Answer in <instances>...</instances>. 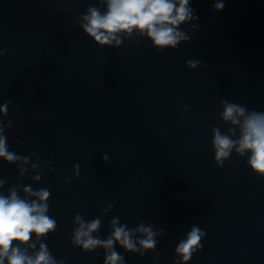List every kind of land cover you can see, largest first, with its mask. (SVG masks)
<instances>
[{
  "label": "water",
  "instance_id": "obj_1",
  "mask_svg": "<svg viewBox=\"0 0 264 264\" xmlns=\"http://www.w3.org/2000/svg\"><path fill=\"white\" fill-rule=\"evenodd\" d=\"M189 4L198 19L179 29L190 39L159 49L135 29L118 45L89 37L83 16L106 0H0V135L22 158L0 157V194L48 189L57 222L21 245L28 255L46 243L56 264H105L111 249L73 242L79 214L100 220L93 238L108 239L113 219L132 231L139 251L114 244L122 264H264V175L236 148L221 164L213 144V128L241 135L221 101L264 112V0ZM193 226L204 235L184 260Z\"/></svg>",
  "mask_w": 264,
  "mask_h": 264
},
{
  "label": "clouds",
  "instance_id": "obj_2",
  "mask_svg": "<svg viewBox=\"0 0 264 264\" xmlns=\"http://www.w3.org/2000/svg\"><path fill=\"white\" fill-rule=\"evenodd\" d=\"M106 3L107 10L104 13L95 7H89L88 14L83 16L86 23L81 25L84 32L101 46L111 45L113 41L118 45V33L131 34L135 29L141 35L146 34L155 47L175 49L180 41L190 39L179 26L192 19H198V16L193 14L194 9L189 0H106ZM224 8V0H214L216 12H222ZM186 63L190 68L201 65V61L192 59ZM221 104L224 108L223 120L232 125H239L241 135L238 140H233L228 135H222L219 128H213L217 160L222 164L223 158H228L233 148L241 155L250 152L248 164L255 172L264 175V112L249 111L244 106L227 100L221 101ZM7 108L8 104L5 103L0 107V112L7 114ZM229 132L234 134L235 129L230 128ZM0 157L8 162L22 159L14 152L8 151L6 137L3 135H0ZM103 159L106 161L107 155ZM74 168L78 169L79 165ZM2 183L0 181V186ZM24 192L35 196L36 199H23L17 195L14 188L8 196L0 194V264H4L5 259L8 264H56L46 243L40 244V250L35 255H28L27 248L21 247L27 245L35 248L34 243H28L32 234L39 239L54 231L57 226L56 220L46 214L49 190L42 188L33 191L29 186L24 188ZM76 222L80 227L75 230L73 242L82 245L85 250L97 246L111 249L105 264L123 262V256L114 248L115 243H119L126 251H139L132 239V231L126 230L125 225L117 227V219L111 221L113 231L106 240L91 236L100 226L99 219L85 223L77 214ZM135 231L146 234V238L139 241L145 249L155 247L156 241L152 239L154 233L150 226L141 224ZM203 235L198 227L193 226L187 239L179 244L176 252L182 254L184 260L190 259L194 247L199 245ZM144 254L141 253L142 256Z\"/></svg>",
  "mask_w": 264,
  "mask_h": 264
}]
</instances>
